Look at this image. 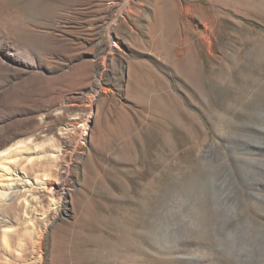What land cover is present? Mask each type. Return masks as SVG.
<instances>
[{
    "label": "rangeland",
    "instance_id": "obj_1",
    "mask_svg": "<svg viewBox=\"0 0 264 264\" xmlns=\"http://www.w3.org/2000/svg\"><path fill=\"white\" fill-rule=\"evenodd\" d=\"M263 144L264 0H0V264L264 260Z\"/></svg>",
    "mask_w": 264,
    "mask_h": 264
},
{
    "label": "bare ground",
    "instance_id": "obj_2",
    "mask_svg": "<svg viewBox=\"0 0 264 264\" xmlns=\"http://www.w3.org/2000/svg\"><path fill=\"white\" fill-rule=\"evenodd\" d=\"M224 97L220 98V100H222ZM246 145H247L248 150L254 149V147H252L251 145H248V144H246ZM263 147H264V144H263ZM208 152H211V150H209ZM0 154H5V152H2ZM247 169L249 171H252L254 169L253 165L251 164L250 166L247 167ZM13 176L18 177L17 171L13 174ZM262 176H264V169L262 170ZM251 179H250V177H239V178H236V180L234 182L236 183V189H237V186L244 185L250 190V192L248 194V198L246 200L247 206H248L247 207L248 212L252 213L251 216L254 217V219L257 220V222H259L261 224L263 223V225H264V193H262L259 190L260 184H254ZM1 181L2 180L0 178V188H3L4 190H7V191H12V190L16 189L14 180L11 179L8 183H5V184H3V182H1ZM231 185L229 187H231ZM212 191H213V196H214L212 199H214L213 200L214 204H216L217 206L219 205V206H223L224 208H226L227 206H229V205H227V199L234 201V200L230 199V197L229 198H227L228 196L226 197V191H227L226 185L221 186V187H213ZM228 195H230V194H228ZM7 196H8L7 192L6 193L0 192L1 198H3V197L7 198ZM229 207H231V204ZM235 208H237V206H235ZM242 211H244V210H242ZM227 217L230 218V216H227ZM258 217H261V219H259ZM208 241L210 242V240H208ZM214 242H211V243L213 244ZM218 243L215 242L213 245L211 244L212 250L218 256L217 264H264V260L257 257L256 256L257 254L254 255V256H256V259H253L255 257H251V256H250L251 258L248 257L247 259H243V258H237L236 259L235 255H230V254L232 253L231 250L237 251V248L231 249L230 254H229V253H227L228 251L225 250V248H227V247L221 245L220 243L218 244ZM194 245H195V243H193L191 240L187 241V244L185 245L186 248L181 251L183 254L182 259H184L187 262V264H208L209 260L206 257H204L202 254H200L198 249L187 248V246H194ZM3 248H6L5 250L9 251L10 246L4 245ZM227 249H229V248H227ZM224 251H227V252H224ZM233 253H234V251H233ZM250 253H253V252H250ZM250 253H248V254L251 255Z\"/></svg>",
    "mask_w": 264,
    "mask_h": 264
}]
</instances>
